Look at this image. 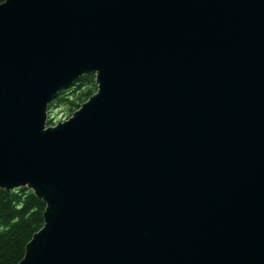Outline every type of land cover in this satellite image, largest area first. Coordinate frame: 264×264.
Returning a JSON list of instances; mask_svg holds the SVG:
<instances>
[{
	"label": "water",
	"instance_id": "water-1",
	"mask_svg": "<svg viewBox=\"0 0 264 264\" xmlns=\"http://www.w3.org/2000/svg\"><path fill=\"white\" fill-rule=\"evenodd\" d=\"M24 187L20 264H264V0L0 4V189Z\"/></svg>",
	"mask_w": 264,
	"mask_h": 264
},
{
	"label": "trees",
	"instance_id": "trees-1",
	"mask_svg": "<svg viewBox=\"0 0 264 264\" xmlns=\"http://www.w3.org/2000/svg\"><path fill=\"white\" fill-rule=\"evenodd\" d=\"M6 0H0V4ZM95 75H84L52 101L50 112L58 105L74 113L97 92ZM51 115H49V118ZM55 125L48 119L47 126ZM46 205L33 191L24 187L0 189V264H20L29 241L44 226Z\"/></svg>",
	"mask_w": 264,
	"mask_h": 264
},
{
	"label": "rangeland",
	"instance_id": "rangeland-1",
	"mask_svg": "<svg viewBox=\"0 0 264 264\" xmlns=\"http://www.w3.org/2000/svg\"><path fill=\"white\" fill-rule=\"evenodd\" d=\"M49 109H50V106H49ZM49 112H50V110H49ZM49 112H48V119H52V121L54 122L55 125H57L60 122H64V121L68 120L75 113V112L70 113V111H68V109L66 110L64 108V106L60 107V105L56 106L51 111V113H49ZM49 115H51L50 118H49Z\"/></svg>",
	"mask_w": 264,
	"mask_h": 264
}]
</instances>
